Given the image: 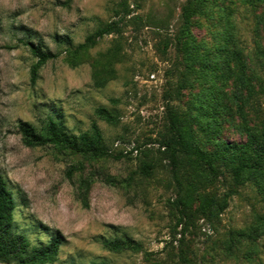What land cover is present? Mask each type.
Segmentation results:
<instances>
[{
  "label": "rangeland",
  "instance_id": "rangeland-1",
  "mask_svg": "<svg viewBox=\"0 0 264 264\" xmlns=\"http://www.w3.org/2000/svg\"><path fill=\"white\" fill-rule=\"evenodd\" d=\"M185 1L0 0V177L16 202L15 233L32 245H45L60 234L58 254L45 264L264 263L262 239L251 254L248 245L237 250L226 243L232 230L246 228L264 214V191L253 184L234 187L228 173L207 184L205 190L218 198L230 193L218 217L197 214L187 226H176L169 210L176 183L171 150L163 145L170 136L168 108L187 116L201 88L176 93L184 69L178 35ZM214 2L234 10L230 21L264 117L262 8L240 0ZM223 18L220 13L196 17L193 36L211 46L217 33L229 30ZM114 22L116 31L76 52ZM19 39L55 54L39 67L34 83L31 68L37 59L23 46L11 48ZM217 85L229 104L232 82ZM98 108L115 120L97 115ZM246 113L253 125L255 116L249 109ZM48 119L72 135L96 126L107 156L26 146L20 123L41 132ZM240 126L234 106L223 116L219 138L243 141ZM143 160L154 165L148 177L139 172ZM125 237L141 243L142 251L105 247V242Z\"/></svg>",
  "mask_w": 264,
  "mask_h": 264
},
{
  "label": "trees",
  "instance_id": "trees-1",
  "mask_svg": "<svg viewBox=\"0 0 264 264\" xmlns=\"http://www.w3.org/2000/svg\"><path fill=\"white\" fill-rule=\"evenodd\" d=\"M214 1L186 0L181 7L178 39L184 69L176 93L196 86L201 88L190 101L187 116L179 117L174 108H168L167 112L170 136L163 145L171 150L176 194L169 202V210L176 219V226H187L197 214L218 217L222 213L230 193L218 198L205 190L207 184L218 175L228 173L234 187L251 183L259 191H264V117L259 114L257 92L252 76L247 73L244 54L230 21L234 10L222 2L215 4ZM240 2L252 8L261 6L264 28V0ZM214 13L224 17L229 30L217 33L210 46L198 41L191 28L196 17L212 16ZM116 25L114 22L98 29L77 47L76 52L94 44L97 38L116 31ZM18 42V45L9 47L23 46L37 59L31 68V81L34 83L39 67L53 59L55 54L29 40L19 39ZM260 49L264 66V49ZM218 82H232L229 104L225 102V92L217 85ZM234 106L245 139L241 142H226L219 138L223 116L230 115ZM246 109L255 116L253 125L248 120ZM96 113L108 122L115 120L104 108H98ZM19 128L22 141L28 147L54 145L68 153L90 158H102L108 154L101 131L96 126L90 132L79 135L64 132L52 119L46 121L41 132L28 122H21ZM153 167L151 162L143 160L139 172L148 177ZM15 207L12 193L0 177V262L15 260L19 264H45L53 261L61 244L60 234L54 235L45 245H32L25 235L12 230ZM260 239L264 246V214L258 215L250 226L232 230L226 243L228 248L237 250L248 245L251 254L256 252ZM105 247L112 252L142 251L141 243L130 237L107 241Z\"/></svg>",
  "mask_w": 264,
  "mask_h": 264
}]
</instances>
